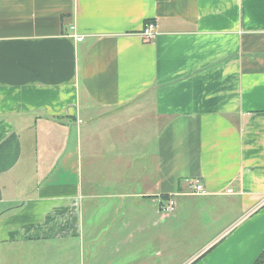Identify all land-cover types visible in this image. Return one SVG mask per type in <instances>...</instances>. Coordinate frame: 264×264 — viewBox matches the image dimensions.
Instances as JSON below:
<instances>
[{
	"label": "crops",
	"instance_id": "obj_1",
	"mask_svg": "<svg viewBox=\"0 0 264 264\" xmlns=\"http://www.w3.org/2000/svg\"><path fill=\"white\" fill-rule=\"evenodd\" d=\"M35 247L23 261L255 264L264 0H0V264Z\"/></svg>",
	"mask_w": 264,
	"mask_h": 264
},
{
	"label": "rangeland",
	"instance_id": "obj_2",
	"mask_svg": "<svg viewBox=\"0 0 264 264\" xmlns=\"http://www.w3.org/2000/svg\"><path fill=\"white\" fill-rule=\"evenodd\" d=\"M112 192H115V193H121V192H123L124 191V188H120V187H118V188H116V189H113V190H111ZM101 205H104V203L103 204H100V206ZM114 206L113 205H111V204H106V205H104V206H101L100 208L99 207H97V208H99V210H103L102 208H104V209H106L107 211L105 212V213H97L96 212V214H94V216H96L97 215V220H100V221H98V222H96V225H97V227H99L98 229H95L94 230V228L93 229H91V231H89V236L92 238V240L93 239H96L97 238V236L98 235H103V236H105V232H106V230H107V228H106V222L108 223L110 220H111V217H110V213H109V210H111L112 208H113ZM115 216L116 215H113V220L115 219ZM102 218V219H101ZM120 229V228H119ZM115 230V229H114ZM100 233V234H99ZM103 248L104 247H100V250L98 251V252H102L103 251V253L105 252V250H103ZM33 250H28V251H23L22 250V252H21V250L19 251V255L21 256V261H18V264H32V263H30V262H26V261H23V258L25 257V255H24V253H29V256H30V258L32 259L33 257H35V256H39L38 254L40 253L41 255H44L45 254V248H32ZM99 249V248H98ZM7 252V251H6ZM5 252V253H6ZM59 252V250L57 251V253ZM73 253H75V255L73 256V259H75L76 261H75V264H79V260H78V255H79V250H77V249H73V251H72ZM113 252H114V249H113ZM35 255V256H34ZM55 257H57L56 259H55ZM55 257H54V259L52 258V259H50V264H56V262H57V260L59 259L58 258V255H55ZM5 264H6V262H5ZM7 264H9V262H7ZM40 264V263H39ZM261 264H262V262H261Z\"/></svg>",
	"mask_w": 264,
	"mask_h": 264
},
{
	"label": "built area",
	"instance_id": "obj_3",
	"mask_svg": "<svg viewBox=\"0 0 264 264\" xmlns=\"http://www.w3.org/2000/svg\"><path fill=\"white\" fill-rule=\"evenodd\" d=\"M156 26L153 23H149L146 25L145 30L143 32V36L147 40H152L156 37ZM186 184L189 186V192L190 195H206L207 191L204 188V185L202 184V181L199 179L196 180H185ZM232 192V191H230ZM175 199L174 196H168V199L166 202L162 205H160V211L169 213L172 212L175 208Z\"/></svg>",
	"mask_w": 264,
	"mask_h": 264
},
{
	"label": "trees",
	"instance_id": "obj_4",
	"mask_svg": "<svg viewBox=\"0 0 264 264\" xmlns=\"http://www.w3.org/2000/svg\"><path fill=\"white\" fill-rule=\"evenodd\" d=\"M261 262L264 264V252L260 255L255 264H261Z\"/></svg>",
	"mask_w": 264,
	"mask_h": 264
},
{
	"label": "bare ground",
	"instance_id": "obj_5",
	"mask_svg": "<svg viewBox=\"0 0 264 264\" xmlns=\"http://www.w3.org/2000/svg\"><path fill=\"white\" fill-rule=\"evenodd\" d=\"M157 36V35H156ZM79 40H82V38H79ZM194 180H196V179H194ZM200 180V179H199ZM202 181V180H201ZM202 184H203V181H202ZM204 185V184H203ZM204 188H205V186H204Z\"/></svg>",
	"mask_w": 264,
	"mask_h": 264
}]
</instances>
